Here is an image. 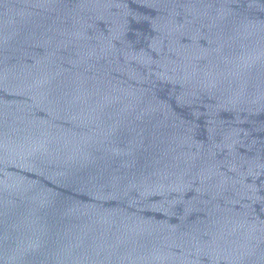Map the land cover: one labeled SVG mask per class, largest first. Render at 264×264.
<instances>
[{"label": "water", "instance_id": "95a60500", "mask_svg": "<svg viewBox=\"0 0 264 264\" xmlns=\"http://www.w3.org/2000/svg\"><path fill=\"white\" fill-rule=\"evenodd\" d=\"M169 264H264V0H252Z\"/></svg>", "mask_w": 264, "mask_h": 264}]
</instances>
